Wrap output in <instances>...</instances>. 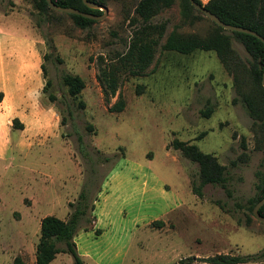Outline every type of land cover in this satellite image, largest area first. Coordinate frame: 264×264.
<instances>
[{
  "label": "rangeland",
  "instance_id": "374dc122",
  "mask_svg": "<svg viewBox=\"0 0 264 264\" xmlns=\"http://www.w3.org/2000/svg\"><path fill=\"white\" fill-rule=\"evenodd\" d=\"M124 3L108 1L103 17L81 29L60 11L40 16L32 0H0V55L15 52L24 60L25 44L34 39L45 68L42 75L39 65L42 109L14 116L0 107V264H12L14 257L34 264L40 219L65 220L80 191L88 211L73 242L84 264H208L201 258L264 249V224L244 207L254 194L262 153L254 148L245 109L231 102V78L213 51L157 47L144 73L122 74L115 95L104 102L96 59L108 62L131 36ZM191 12L198 18L183 22L174 0L153 16L151 23L164 24L159 44L173 28L201 36L212 29L207 17ZM231 44L245 56L239 43ZM5 69L19 74L16 61ZM63 73L82 79L75 97L67 94ZM10 83L14 89V76ZM117 93L123 108L109 111ZM22 97L31 108L28 93ZM205 106L212 109L208 117L199 113ZM173 138L227 167L229 195L209 184L200 197L192 193L196 164L169 146ZM157 220L160 227L152 223ZM188 257L194 259L183 262ZM71 261L60 251L49 264Z\"/></svg>",
  "mask_w": 264,
  "mask_h": 264
},
{
  "label": "trees",
  "instance_id": "16d2710c",
  "mask_svg": "<svg viewBox=\"0 0 264 264\" xmlns=\"http://www.w3.org/2000/svg\"><path fill=\"white\" fill-rule=\"evenodd\" d=\"M88 1L105 6L111 0ZM124 1L126 18L129 26H133L131 36L124 44V50L114 52L108 62L101 56L96 59V78L104 102L108 104L109 99L115 95L122 74L141 75L144 73L152 62L157 47L161 51H175L182 54L191 53L195 49L213 51L223 70L231 78V86L234 92L231 102H239L245 109L250 119L249 128L254 134V148L262 153L261 162L253 173L255 179L254 194L244 203V207L252 215V207L264 196V89L260 83L264 65V43L249 34L224 30L211 21L213 27L205 35L183 34L173 28L167 33L163 42L159 44L163 36L164 24L151 23V19L161 9L169 7L174 0H128V3L126 0ZM194 1L217 16L222 22L253 30L264 39V0H207L203 4L199 0ZM32 2L40 16H45L48 11H51L45 0H32ZM51 2L60 7H73L91 15L101 14L98 9L86 7L81 0H51ZM179 4L183 22L192 23L198 18L192 14L191 11H195V9L188 0H179ZM61 14L68 16L73 24L81 29L88 28L95 22L91 18L80 15L63 12ZM231 39L242 46L245 52L244 57H240L236 53L232 47ZM42 57L44 59L46 54H43ZM40 70L44 75L43 64H40ZM61 82L66 87L70 97H75L84 85L80 77L70 73H63ZM45 84L48 85L49 82L46 80ZM122 108L123 100L117 93V99L108 109L119 112ZM211 112L210 106H205L199 111L204 117H208ZM16 121L17 119L13 118V122ZM204 134L201 132L198 138ZM169 146L176 150L181 157L196 164V181L191 182L193 194L200 197L201 188L209 184L219 186L224 193L229 195L227 167L220 164L212 154L202 152L196 145L177 138L171 139ZM240 147L245 149L243 138H240ZM230 164L234 165L235 163L231 161ZM86 198L85 193L80 191L77 201L69 203L72 210L65 220L53 215H45L40 219L39 235L34 249V264H49L60 251L70 254L71 264H84L75 249L73 236L80 220L85 217L88 211ZM258 213L264 217V204L258 208ZM247 219H249L248 216ZM152 223L157 227L162 225V222L158 220ZM58 243L63 244V249L57 246ZM193 259V257H188L183 262H189ZM260 260H264V249L253 254H214L201 258V261L208 264H238ZM12 264H23V262L19 257H14Z\"/></svg>",
  "mask_w": 264,
  "mask_h": 264
},
{
  "label": "crops",
  "instance_id": "0c3cea01",
  "mask_svg": "<svg viewBox=\"0 0 264 264\" xmlns=\"http://www.w3.org/2000/svg\"><path fill=\"white\" fill-rule=\"evenodd\" d=\"M199 1L201 3H205L207 0ZM1 38L7 39V36L3 35ZM25 47L26 59L24 60L20 59L19 61L15 52L10 56L7 55L6 58L0 55V77H2L3 82L2 87L0 86V91L3 93L2 99L0 101V107L3 108L4 113L12 114L14 116L22 114V112L30 113L34 110L38 111L39 109H42L41 105L37 102V93L41 87L39 72L41 57L36 48L34 39H30L29 43L25 44ZM13 61L18 63V69L16 72L19 71V74H17V77H15L14 73H8L5 71V67L7 68L9 63ZM12 76H14V89L11 88L13 84L11 85L10 83ZM30 86L32 87L31 89ZM24 93H28V97L31 99V108H28V106H24L22 104V95Z\"/></svg>",
  "mask_w": 264,
  "mask_h": 264
},
{
  "label": "water",
  "instance_id": "95a60500",
  "mask_svg": "<svg viewBox=\"0 0 264 264\" xmlns=\"http://www.w3.org/2000/svg\"><path fill=\"white\" fill-rule=\"evenodd\" d=\"M47 6L53 10L56 11H60L66 14H75V15H80L83 17H87V18H91L93 20H97V19H101L103 17V15L107 12V7L106 6H101L98 5L96 3H93L91 1L88 0H81L82 4H84L86 7L90 8V9H98L101 11V14L99 15H91L88 13H84L81 12L80 10L73 8V7H60L57 6L55 4H53L51 2V0H45ZM188 2L190 3V5L197 11H199L202 15H204L205 17H207L210 21H212L214 24L218 25L219 27H221L224 30H228V31H236V32H241V33H245V34H249L252 36H255L256 38H258L259 40H261L264 43V39L257 34L255 31L250 30L248 28L245 27H241V26H235V25H231L228 23H224L221 20L218 19L217 16H215L214 14H212L211 12H209L207 9H205L203 6L198 5L194 0H188ZM261 86L264 89V65H263V69H262V74H261ZM264 204V196L262 198H260L252 207V216L258 220L259 222L264 224V217L261 216L258 213V208Z\"/></svg>",
  "mask_w": 264,
  "mask_h": 264
}]
</instances>
